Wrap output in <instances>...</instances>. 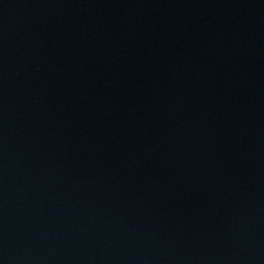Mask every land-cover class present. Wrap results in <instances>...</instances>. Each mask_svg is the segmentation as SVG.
Here are the masks:
<instances>
[{
    "label": "water",
    "instance_id": "obj_1",
    "mask_svg": "<svg viewBox=\"0 0 264 264\" xmlns=\"http://www.w3.org/2000/svg\"><path fill=\"white\" fill-rule=\"evenodd\" d=\"M0 264H264V0H0Z\"/></svg>",
    "mask_w": 264,
    "mask_h": 264
}]
</instances>
